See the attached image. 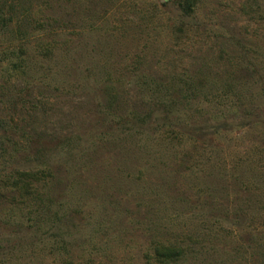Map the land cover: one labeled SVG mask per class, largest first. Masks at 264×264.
I'll return each instance as SVG.
<instances>
[{
  "label": "rangeland",
  "instance_id": "obj_1",
  "mask_svg": "<svg viewBox=\"0 0 264 264\" xmlns=\"http://www.w3.org/2000/svg\"><path fill=\"white\" fill-rule=\"evenodd\" d=\"M264 264V0H0V264Z\"/></svg>",
  "mask_w": 264,
  "mask_h": 264
},
{
  "label": "trees",
  "instance_id": "obj_2",
  "mask_svg": "<svg viewBox=\"0 0 264 264\" xmlns=\"http://www.w3.org/2000/svg\"><path fill=\"white\" fill-rule=\"evenodd\" d=\"M185 252L173 246H159L154 252V259L161 264H170L180 260Z\"/></svg>",
  "mask_w": 264,
  "mask_h": 264
}]
</instances>
